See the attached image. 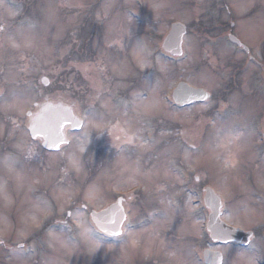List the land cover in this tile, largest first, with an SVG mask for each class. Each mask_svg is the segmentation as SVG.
Listing matches in <instances>:
<instances>
[{
  "label": "rangeland",
  "instance_id": "obj_1",
  "mask_svg": "<svg viewBox=\"0 0 264 264\" xmlns=\"http://www.w3.org/2000/svg\"><path fill=\"white\" fill-rule=\"evenodd\" d=\"M8 1L0 0V238L5 241L4 245L15 247L29 240L38 220L33 221V216L42 214L37 209L46 207L44 212L47 211L44 198L50 184L53 186L49 192L58 202L60 213L68 209L66 204L71 195H81L85 205L98 210L107 205L109 189L114 192L141 185L148 190L146 193H150L152 201L166 202L167 208L161 218L162 227L167 223V236L149 234L143 226L147 224H141L144 219L131 232L143 239L142 245L132 246L128 236L122 239L123 245L115 249L112 245L106 246L107 242L98 234L89 232L83 236V251L80 250L83 264L95 261L96 264H202L194 258V252L199 257V249L214 247L206 240L195 243L202 239L200 226L204 220L197 219L196 194L188 195L182 188L178 169H187L186 173H204L205 184L223 197L229 223L245 230L262 225L264 208L253 205L248 208L241 201L230 208L227 203L249 194L246 182L238 177L240 165L259 161L260 154L263 162H259L264 163V146H258L255 151L256 137L245 134L237 138L227 134L229 128L233 133L236 131L226 123H218L224 120L221 114L214 113L210 118L217 122L210 131L202 130L201 124L197 126L195 119L213 111L214 101L181 111L165 99L180 81L205 87L214 93L215 101L221 89L228 83L234 84L229 79L233 78L234 69L240 68L241 55L223 43L222 38L228 32L224 33L221 25L226 23L228 27V20L236 21L235 31L240 40L264 56V0H143L148 19L142 23L134 19L136 12H140L137 10L142 8L133 0ZM173 23L187 26L184 54L179 60L166 57L160 51L162 40ZM80 29L91 38L88 43L85 38L82 42L79 40ZM26 40H31V47L24 46ZM215 42L216 47L212 45ZM78 43L81 55L89 48L88 62L84 63L88 73L82 68L84 75L81 77L79 65L74 58L70 59ZM13 44L19 46L13 47ZM192 49L203 58L197 72L192 77L172 72L171 69L181 64ZM162 66L164 71H161ZM44 77L50 81L47 87L41 85ZM236 83H240L239 80ZM242 94L236 87L225 104L228 102L229 108L236 110L235 120L246 116L254 121L261 114L259 107H255L258 104L244 103L238 107L241 97L244 99ZM140 97L145 103L157 100L158 108L145 113L138 107ZM44 101L71 106L85 122L81 134L70 135V144L60 159L45 155L42 150L36 153L34 150L31 156L27 151L32 146L26 136L29 124L26 113H33V104ZM227 114L232 118V113ZM118 117L123 128L133 134L136 153L139 152L135 159L127 161L124 154L112 158L113 152L109 151L112 143H107L113 142L116 146V133L121 130V126L110 128ZM246 122L248 128L253 125ZM146 130L155 133L152 144L145 138ZM8 133L11 135L6 136ZM108 133L111 135L107 136ZM12 139L19 142V158L10 154ZM191 146L195 149L198 146L197 153L189 151ZM142 153L145 158L141 163L147 168L136 164ZM99 159H104L100 169ZM230 159L237 161L235 168L225 167V161ZM61 163L65 164L62 168L57 165ZM89 174L95 175L80 194L75 185H81ZM258 181L264 183V176ZM93 186L95 191L89 193ZM181 197L182 209L172 208L173 199ZM178 217L182 218L180 229L175 225ZM55 250L58 254L65 250V258L70 257L68 262L59 264H79L74 244ZM29 251L32 257L33 251ZM169 252L175 255L170 256ZM241 252L248 253L251 264H264V248L260 241L249 249L225 245L222 250L225 264H234ZM7 254L10 255L0 247V264H33L32 258L21 254L10 258Z\"/></svg>",
  "mask_w": 264,
  "mask_h": 264
},
{
  "label": "flooded vegetation",
  "instance_id": "obj_2",
  "mask_svg": "<svg viewBox=\"0 0 264 264\" xmlns=\"http://www.w3.org/2000/svg\"><path fill=\"white\" fill-rule=\"evenodd\" d=\"M228 32L233 33L234 32V25L231 24V27L227 30ZM230 33V34H231ZM233 47V46H232ZM246 49V50H245ZM248 49V50H247ZM250 48L247 47L246 45H242L241 47L237 46V50H239L241 59L239 60L240 63L238 66L240 68L234 69L233 73V78L229 79L230 81L237 82L239 80V84L234 85L239 87V89L243 92V100L246 102V104H251L255 106L256 108L259 107L260 109V116L258 118H255L254 121L248 120V118L245 116L241 117L240 122L238 121H233V119H229L227 117V122L231 126H234V123L238 124V127L240 129L239 132H232V128H229V134H234L235 137L239 138L242 137L245 134H249L252 137H256V140L259 141V137L263 136L264 137V59L262 56V53H258L257 51L249 50ZM229 87L228 89H232L231 84H227ZM234 86V87H235ZM236 88V87H235ZM255 104V105H254ZM39 103L36 104L37 108L39 107ZM36 108V111H37ZM245 114V113H244ZM31 121V119H28ZM201 119H197L195 122L196 123H201ZM202 123H204L205 120L208 121L209 124L212 122L209 121L210 117L209 116H204L202 117ZM251 122L253 125L248 128L247 127V122ZM119 126H121V130L116 133V138H115V145H113V142L107 143L108 145H112V149L117 147L119 150L120 148H123V152L119 154L118 156H121L124 154L125 160H130L135 159L134 151L136 148L135 140H133L132 143H124V139L126 135L128 137H133L129 131L125 130L123 128V125L120 122H116L111 129H116ZM237 127V128H238ZM119 130V129H117ZM116 130V131H117ZM122 131V132H121ZM72 134V132L69 131V128H67V131H65V137L67 144L62 146L59 151L56 153H49L44 151L47 154H50L52 156H58L61 155V153L64 150V147L70 144L69 137ZM111 134L108 133L107 136H110ZM106 136V137H107ZM119 137V139H118ZM134 138V137H133ZM258 141H256L254 145V149L256 145L258 144ZM30 145L32 146V150L36 153L37 151L39 152L40 147H41V141L39 140H31ZM34 147V148H33ZM144 156V157H143ZM145 158L144 153L140 154L139 159L142 161V159ZM99 169L100 166L103 168L104 166V159H99ZM65 165V164H64ZM64 165L61 166L64 167ZM141 166L143 165L144 168H147L146 164L141 163ZM239 166V165H238ZM237 167V166H236ZM235 168V167H233ZM98 169V170H99ZM264 176V164H261L258 160L255 163L252 164H241L240 165V174L238 177H240V180H243L246 182L249 194L247 195H240L238 197H235L234 200L229 201L227 204L231 208L232 206H235L236 203L241 201L242 204H246L247 207L249 208L250 206H257L259 204H264V183H260L258 181L259 177ZM205 175L203 177L199 176L196 177L195 179V187L198 190L200 201H203L204 199V189L208 187L205 184ZM92 182V180L89 179H84L82 180V184L78 185L75 187L79 190V193L82 194L84 189H87L88 185ZM202 185H204L202 187ZM53 186V184L47 187L46 189V198H47V211L42 213L38 220L37 224L33 228L32 231V247L33 251V264H58L59 263H64L65 261L69 260L70 257L65 258L64 254L67 256V252L65 250H60V253L55 250L56 248H61V249H67L71 244H74L75 250L74 253L78 254L79 256V264H83V258L81 257L80 250L83 251V236H86L89 232L93 233L96 232L97 230L92 226L91 221L89 220L91 216V212L93 211H101L104 208H106L108 205L115 203L118 199L123 198L122 201V206L124 208V211L127 216V223L125 226L124 230H127L128 226L131 227L130 233L133 230H136L135 228L139 226L141 223V220L144 219L145 221L142 222L141 224H147L143 225L146 227V229L149 230V234L154 232L158 233L162 236H167L168 227L167 223L164 227H162L163 222H162V212L165 210L167 207L164 205L166 202L162 201H152L151 200V195L150 193H146L148 190H146L143 186L138 185L136 187L132 186L131 190L129 191L128 197H123L121 193H123L125 190H114V192H111L109 189V192L107 194H110L109 200L106 201L107 205L104 206L103 208L100 209H95L94 206H87L83 202V197L81 195L78 196H72L69 198L66 208V211L64 213L58 212V202L53 200L51 197V194L49 192V188ZM74 186V185H73ZM138 188V189H137ZM129 190V189H128ZM106 193H104L105 195ZM103 195V196H104ZM108 199V198H106ZM111 200V201H110ZM223 211V216L222 219L225 220L226 216V211H227V205L224 203V206L222 208ZM203 215H208L209 212L204 208ZM201 215V212L198 213V217ZM149 217V218H148ZM138 220L137 222L134 220ZM162 222V223H161ZM229 225L233 227H238L234 226L228 221H226ZM89 224L91 227H89ZM176 229L182 228V218H177V221L175 223ZM173 226V224H172ZM241 228V227H238ZM263 228V226H255L252 229H248L246 231H253L254 230H259ZM245 230L244 228H241ZM264 230V229H263ZM179 232V231H177ZM264 232V231H263ZM49 233H53L51 236ZM255 233V232H254ZM177 235H179L177 233ZM137 245H142L143 244V239L138 238L136 234H133ZM55 237V239L53 238ZM209 237V235H208ZM62 239L63 241L61 242ZM198 242L199 239H197ZM202 241L205 242V239ZM253 242V241H252ZM206 243H210L209 238L206 240ZM59 244V245H58ZM167 242H165V245ZM123 244L118 243L116 245L115 249H119ZM264 245V244H262ZM5 247V246H3ZM212 247H214L212 245ZM7 248V247H5ZM19 248H25V244L19 245ZM209 248H203V250H206ZM209 250L217 251L214 248H210ZM225 259V258H224ZM56 261V262H55ZM115 261V260H114ZM68 262V261H67ZM139 263V262H137ZM153 264V262H150ZM118 264V262H117ZM123 264V263H120ZM139 264H148V263H139Z\"/></svg>",
  "mask_w": 264,
  "mask_h": 264
},
{
  "label": "water",
  "instance_id": "obj_3",
  "mask_svg": "<svg viewBox=\"0 0 264 264\" xmlns=\"http://www.w3.org/2000/svg\"><path fill=\"white\" fill-rule=\"evenodd\" d=\"M185 33L186 29L184 26L180 24L173 25L164 41V50L173 56H181L182 39ZM231 41L238 43L233 37H231ZM44 80L47 79H43L42 81ZM43 85L47 86L48 84ZM205 94L207 93L203 90L193 89L186 84H181L174 91V100L177 104L185 106L194 101H205ZM207 95L209 96V94ZM67 126H71L73 131H77L81 129L82 122L74 115L70 107L64 106L63 104L51 103L42 107L40 113L35 116L29 131L34 139L40 138L44 140L45 149L55 151L64 143L63 132ZM205 202L207 207L212 210L209 230L213 240L222 243L235 241L241 245L248 244L249 238L252 236L251 233H244L241 230L232 229L220 221V200L211 190H207ZM92 220L102 232L109 236H118L113 233L121 232V226L124 221V214L120 203L111 206L101 213H93ZM208 255V253H205V258L208 263L220 264L221 260L219 259L218 253Z\"/></svg>",
  "mask_w": 264,
  "mask_h": 264
},
{
  "label": "snow or ice",
  "instance_id": "obj_4",
  "mask_svg": "<svg viewBox=\"0 0 264 264\" xmlns=\"http://www.w3.org/2000/svg\"><path fill=\"white\" fill-rule=\"evenodd\" d=\"M12 46L13 47H18L19 45L13 44ZM24 46L25 47H31L32 46L31 40H26ZM140 63H141V66L143 67L144 66V61L141 60ZM82 68H83L84 71H88L87 66H82ZM164 70H165V68H164V66H162L161 67V71H164ZM42 83L43 84H48L49 81L48 80H44V81H42ZM204 99H205V101H208V100H210V97L207 94H205L204 95ZM158 106H159V102L157 100L153 99L150 102L145 103L144 99L142 97H140V104L138 105V107H142L143 108V111L145 113H149L151 111L156 110L158 108ZM128 131H130V130H128ZM118 139H119V137H118ZM133 140H134L133 137H128L126 135V137L124 139V143H132ZM59 150L60 149L57 148V151H59ZM27 151H28L29 156H31L33 154V150H32V148L30 146L28 147ZM186 158H187V156H186ZM73 163H74V166H75V161L74 160H73ZM236 163H237V161H235L233 159L226 160L225 161V167H229V168L235 167ZM226 179L227 178L225 177V180ZM93 191H95L94 186L89 189V193H91ZM45 210H46V207H42V208H38L37 209V212L38 213H43ZM38 218H39L38 214L35 213L34 216H33V221H35ZM113 234L114 235H121V236L124 235L123 232H115ZM49 235L51 236L52 233H49ZM128 235L130 237V242H131L132 246H136V240H135L133 234L128 233ZM53 238L55 239V237H53ZM249 247H254V245L250 242ZM14 251H16V252H23V251H25V249L19 248V249H16ZM146 251H150V250H146ZM168 254L170 256H174L175 255L174 252H169ZM219 259L221 260V264H225L223 253H219ZM234 264H251V259H250L249 255H248V253L247 252H241V253H239L238 256L236 257L235 261H234Z\"/></svg>",
  "mask_w": 264,
  "mask_h": 264
},
{
  "label": "clouds",
  "instance_id": "obj_5",
  "mask_svg": "<svg viewBox=\"0 0 264 264\" xmlns=\"http://www.w3.org/2000/svg\"><path fill=\"white\" fill-rule=\"evenodd\" d=\"M202 60L203 58L197 55L195 49L189 50L184 61L181 64L174 66L171 71L182 76L192 77L197 72Z\"/></svg>",
  "mask_w": 264,
  "mask_h": 264
},
{
  "label": "trees",
  "instance_id": "obj_6",
  "mask_svg": "<svg viewBox=\"0 0 264 264\" xmlns=\"http://www.w3.org/2000/svg\"><path fill=\"white\" fill-rule=\"evenodd\" d=\"M89 42V41H88ZM79 46L80 45H78L77 47H76V50H75V53L73 54V56L71 57V58H74L73 60L75 61V63L77 64V65H79V68H78V70H79V75H80V77H81V75L83 76V70H82V66H84L87 62H88V58H87V53H88V50H89V48H87V49H84V51H83V55H81V53H79V50H78V48H79ZM85 63V64H84Z\"/></svg>",
  "mask_w": 264,
  "mask_h": 264
}]
</instances>
